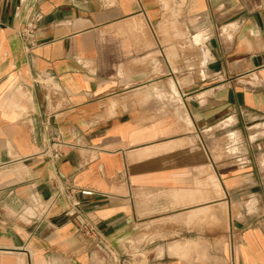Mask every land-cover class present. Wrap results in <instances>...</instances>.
<instances>
[{
  "label": "crops",
  "instance_id": "1",
  "mask_svg": "<svg viewBox=\"0 0 264 264\" xmlns=\"http://www.w3.org/2000/svg\"><path fill=\"white\" fill-rule=\"evenodd\" d=\"M0 264H264V0H0Z\"/></svg>",
  "mask_w": 264,
  "mask_h": 264
},
{
  "label": "built area",
  "instance_id": "2",
  "mask_svg": "<svg viewBox=\"0 0 264 264\" xmlns=\"http://www.w3.org/2000/svg\"><path fill=\"white\" fill-rule=\"evenodd\" d=\"M24 8L20 4L15 8V16H19L23 12ZM27 17H25V21L23 24V27L19 31V36L23 39L27 47L34 46V33L36 31L37 22L39 21V15L34 12V10H27ZM63 146V143L60 141H53L52 143L46 145L44 149H42L41 154H47L49 158L52 159H58L62 156L61 154V148ZM82 195H91L92 193L88 190H82ZM78 205L77 202L72 203L73 207H76ZM74 212L70 209L66 211L67 216H72ZM83 235L87 237H95L96 231L92 226L88 225H81L78 229Z\"/></svg>",
  "mask_w": 264,
  "mask_h": 264
},
{
  "label": "rangeland",
  "instance_id": "3",
  "mask_svg": "<svg viewBox=\"0 0 264 264\" xmlns=\"http://www.w3.org/2000/svg\"><path fill=\"white\" fill-rule=\"evenodd\" d=\"M31 208L34 209L32 206H31ZM33 211H34V210H33ZM31 212H32V211H31ZM31 214H33V212H32ZM161 233H163V231H161Z\"/></svg>",
  "mask_w": 264,
  "mask_h": 264
}]
</instances>
